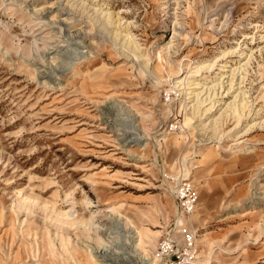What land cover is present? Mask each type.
I'll list each match as a JSON object with an SVG mask.
<instances>
[{"label": "rangeland", "instance_id": "374dc122", "mask_svg": "<svg viewBox=\"0 0 264 264\" xmlns=\"http://www.w3.org/2000/svg\"><path fill=\"white\" fill-rule=\"evenodd\" d=\"M183 225L264 264V0H0V264H168Z\"/></svg>", "mask_w": 264, "mask_h": 264}, {"label": "bare ground", "instance_id": "6f19581e", "mask_svg": "<svg viewBox=\"0 0 264 264\" xmlns=\"http://www.w3.org/2000/svg\"><path fill=\"white\" fill-rule=\"evenodd\" d=\"M108 16H105V17H103L102 19H101V26H102V28L105 30V31H107V34L108 33H110L111 35H112V39H114V42H115V46H117L118 44H117V34H115V33H113V32H110V29H109V27L110 26H112L113 24H115L114 22H113V15L110 13V14H107ZM99 22V21H98ZM117 22H120L119 21V19L117 20ZM127 33V32H126ZM128 34V33H127ZM128 37H130V34H128ZM131 42H130V44L131 43H133V40H132V37H130V39H129ZM128 41V40H127ZM127 41H124L123 42V44H122V46L124 47V49L122 50V54L123 55H125V50H128L129 52H131L132 54H133V56H135L137 59H139V58H141L140 56H138L137 54V52L139 51V49L136 47V48H133V47H131V45H129V42H127ZM120 44V43H119ZM230 54V53H229ZM225 55H227V54H225ZM127 56V55H126ZM142 66V68H143V70L145 71V73L147 74V76H150V77H152L153 78V74L151 73L152 71L150 70V62L148 61V62H144L143 63V65H141ZM215 67V64H202V65H199V66H197L196 67V73H200L203 69H205V68H208V70H210V69H212V68H214ZM155 72V71H154ZM156 75V74H155ZM154 79V78H153ZM211 91V90H210ZM199 96H200V94H196V97L197 98H199ZM210 99H211V97H209ZM238 98H240V96L239 95H237L236 97H235V100L233 101V102H231V103H229V105L227 106V108H228V111H226V112H230V111H232V114H238L237 115V117H238V119L240 120L241 119V113H240V109H239V106H237V99ZM205 102H203V104H204ZM192 108L191 109H193L192 110V120H194L195 118H196V116L197 115H199V114H201V116H203V114H204V112L201 110V107H200V105H198V103H196L195 105H192L191 106ZM213 108H214V106H212V107H210V108H208V109H206L205 110V114L207 113L208 115H209V113H211V111L213 110ZM243 110H244V108H243ZM223 117V115H220L219 116V118H217V119H215V120H213L211 123L212 124H210V126H209V128H211V133H212V136H208L207 138H205V141H210V140H212V142L215 140V139H217L218 137H217V133H218V125H219V123H220V120H221V118ZM202 120H200V122H199V125L197 126V128H200V131H206L208 128H206L207 126H205L204 124L205 123H202L201 122ZM244 135H247V134H244ZM204 136V135H203ZM135 141V140H134ZM132 142V141H131ZM211 142V143H212ZM190 178H183V179H181V181L179 182V183H182L183 181H187V180H189ZM178 180H180V178L178 179ZM180 221H181V218H180Z\"/></svg>", "mask_w": 264, "mask_h": 264}, {"label": "built area", "instance_id": "2783aa9c", "mask_svg": "<svg viewBox=\"0 0 264 264\" xmlns=\"http://www.w3.org/2000/svg\"><path fill=\"white\" fill-rule=\"evenodd\" d=\"M176 197L181 215L188 217L195 212L198 203V195L191 183H180V185L177 186ZM182 235L184 236L183 244L185 246L182 249H178L177 253H175L178 258L177 261L172 259L168 264H186L190 256L194 257L193 254L196 250V239L194 234L188 229L187 225H183ZM169 248H174V245L164 242L162 249Z\"/></svg>", "mask_w": 264, "mask_h": 264}]
</instances>
